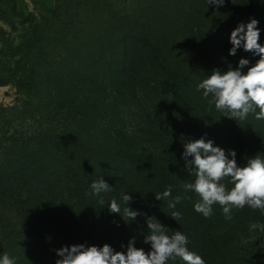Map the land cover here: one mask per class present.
Wrapping results in <instances>:
<instances>
[{
	"label": "trees",
	"instance_id": "1",
	"mask_svg": "<svg viewBox=\"0 0 264 264\" xmlns=\"http://www.w3.org/2000/svg\"><path fill=\"white\" fill-rule=\"evenodd\" d=\"M0 1V21L8 24L11 7L10 15L29 28L16 45L0 29V87L11 86L18 96L9 107L0 105V256L7 253L16 264H55L62 246L107 243L126 251L132 237L148 252L145 216L131 222L109 211L114 199L123 215L122 195L128 194L133 210L154 216L169 234H186L188 249L206 264H264V248L243 251L236 236L239 213L263 224L264 214L245 206L226 219L219 205L209 218L195 212L198 197L183 190L194 177L182 157L183 145L200 138L226 154L235 150L240 166L264 156V120L254 113L230 119L196 90L213 69L259 59L242 48L229 55L230 35L255 18L264 45V0H225L219 8L212 5L211 13L201 0H53L38 21L18 13L15 0ZM42 56L55 68L70 62L86 76L91 93L78 104L94 118L112 120L129 91L141 88L144 135L156 148L115 146L77 127L29 133L12 128V113L24 115L18 106L41 104L43 76L35 61ZM101 178L111 191L87 195ZM169 185L173 198L185 197L175 208L155 198ZM174 211L181 213L178 220L171 217Z\"/></svg>",
	"mask_w": 264,
	"mask_h": 264
},
{
	"label": "clouds",
	"instance_id": "2",
	"mask_svg": "<svg viewBox=\"0 0 264 264\" xmlns=\"http://www.w3.org/2000/svg\"><path fill=\"white\" fill-rule=\"evenodd\" d=\"M224 3L225 0H208V4L217 8ZM258 24L257 19L250 18L246 24L239 23L230 35L232 47L229 55L235 56L237 50L242 48L259 57L255 64L249 66L250 61L241 58L236 68L229 66L226 71L213 69L196 87L198 92L202 91L209 105H214L216 110L226 113L225 116L230 119L243 121L254 113L256 120H264V45L259 42L261 30ZM246 67L245 72L243 69ZM183 148L184 169L194 177L193 182L183 184V190L185 193L193 192L198 197L193 205L195 212L209 218L213 206L219 205L226 219H231L233 209L240 210L245 206L264 214V156L256 154L247 158L244 166H240L235 150H229L226 154L223 148L214 146L212 140L195 139L186 142ZM90 189L87 195L100 196L111 191V186L101 178L93 181ZM155 198L167 200L168 207L175 208L185 197L177 195L173 198L172 186L169 185L162 193L155 194ZM132 199L128 194L122 195L125 205L123 215L120 204L114 199L108 204L109 211L131 222L144 215L147 232L143 239L145 244H150V251L137 248L135 237L128 241L126 251H116L107 243L102 247L73 244L56 250L59 259L55 260V264H169V261L177 259L182 264H206L201 255L188 249L189 238L186 234L178 230L169 234L154 216L133 210L129 206ZM99 203L104 205V200L100 199ZM180 216L179 211H174L171 217L178 220ZM0 264H16V261L4 253L0 256Z\"/></svg>",
	"mask_w": 264,
	"mask_h": 264
},
{
	"label": "rangeland",
	"instance_id": "3",
	"mask_svg": "<svg viewBox=\"0 0 264 264\" xmlns=\"http://www.w3.org/2000/svg\"><path fill=\"white\" fill-rule=\"evenodd\" d=\"M52 2L53 0H15L13 3L18 13L32 14L38 21ZM201 6L211 13L212 5L208 4V0H201ZM11 12L10 7L8 24L0 21V29L16 45L27 36L29 28L28 25H22L18 18L11 16ZM35 63L39 67L40 76H43L41 104L36 107L18 106L24 115L21 117L12 113V128L29 133L38 132L41 129L58 131L68 127H77L82 133H89L92 137L115 146L133 150L156 148L144 135V120L140 112L145 104V94L141 88L135 87L129 91L120 111L118 110V114H115L112 120H109L111 116L108 119L94 118V114L88 113L85 111L86 108L78 104L84 96L91 93L85 75L80 74L76 68H72L70 62L55 68L47 58L42 56L36 59ZM67 77L70 78V84H67L69 81L65 80ZM0 89V105L7 107L13 105L18 98L15 90L11 86L0 87ZM107 92L110 98V87H107ZM90 110L89 108L88 111L91 112ZM239 214L242 220L241 223L239 221V233H236V236L241 250L259 251L263 249L264 224L251 220L244 211Z\"/></svg>",
	"mask_w": 264,
	"mask_h": 264
},
{
	"label": "built area",
	"instance_id": "4",
	"mask_svg": "<svg viewBox=\"0 0 264 264\" xmlns=\"http://www.w3.org/2000/svg\"><path fill=\"white\" fill-rule=\"evenodd\" d=\"M0 91H1V89H0Z\"/></svg>",
	"mask_w": 264,
	"mask_h": 264
}]
</instances>
